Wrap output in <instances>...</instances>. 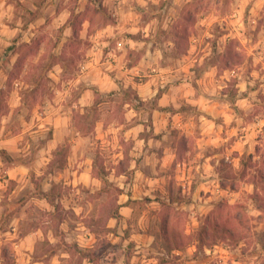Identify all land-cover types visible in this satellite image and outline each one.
<instances>
[{
  "label": "clouds",
  "instance_id": "9594fccd",
  "mask_svg": "<svg viewBox=\"0 0 264 264\" xmlns=\"http://www.w3.org/2000/svg\"><path fill=\"white\" fill-rule=\"evenodd\" d=\"M0 264H264V0H0Z\"/></svg>",
  "mask_w": 264,
  "mask_h": 264
}]
</instances>
